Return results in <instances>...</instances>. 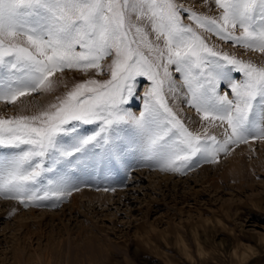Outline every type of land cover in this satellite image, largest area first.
<instances>
[{"label": "snow or ice", "instance_id": "obj_1", "mask_svg": "<svg viewBox=\"0 0 264 264\" xmlns=\"http://www.w3.org/2000/svg\"><path fill=\"white\" fill-rule=\"evenodd\" d=\"M211 3L215 15L177 0H0V102L65 88L36 111L0 116V197L55 208L80 191L79 175L130 158L185 174L264 141V65L201 34L264 54V0ZM67 71L95 75L69 87ZM181 95L199 130L170 105Z\"/></svg>", "mask_w": 264, "mask_h": 264}, {"label": "rangeland", "instance_id": "obj_2", "mask_svg": "<svg viewBox=\"0 0 264 264\" xmlns=\"http://www.w3.org/2000/svg\"><path fill=\"white\" fill-rule=\"evenodd\" d=\"M177 2L206 15L217 13L211 0L208 5L204 0ZM182 15L185 24L191 23L187 14ZM192 26L196 27L194 23ZM201 34L217 48L264 65V54L233 47L208 33ZM94 75L67 71L63 80L71 87L72 83ZM175 79L179 84L180 77L175 76ZM138 80L144 81L138 92L142 95L148 82L143 77ZM64 91L61 84L54 94L25 98L26 108L0 102V116L18 115L22 108L25 113H31ZM169 103L193 129L188 124L189 115L198 114L188 107L182 95L175 102L169 97ZM132 110L139 109L133 104ZM245 145L234 146L228 154L221 153L217 164L223 165L200 163L185 174L164 173L144 164L128 165L114 184L103 181L93 187L83 183L78 186L100 192L103 197L112 193L116 197V192L124 191L132 183L139 184L138 190L131 193L132 197L124 199L122 195V202L115 204L109 201L99 204L97 198L90 202L84 200L71 212L67 210L69 204L65 207L66 215L59 212L53 218L46 217L36 223L38 226L17 228L13 222L14 233L5 227V221L12 222L11 218L25 207L15 200L0 197V201L5 202L0 213V264H264V141H249L247 148ZM239 147L244 150V175L236 179L229 174L223 179L219 175L227 167L228 157ZM258 151L263 158H259ZM205 165L211 166L201 170ZM154 172L159 176L169 175L173 180L158 182L159 179L148 176ZM208 175L217 180H209ZM133 176L140 177L138 182H134ZM69 202L70 197L55 208H32L58 210ZM27 229L29 232L25 233Z\"/></svg>", "mask_w": 264, "mask_h": 264}, {"label": "bare ground", "instance_id": "obj_3", "mask_svg": "<svg viewBox=\"0 0 264 264\" xmlns=\"http://www.w3.org/2000/svg\"><path fill=\"white\" fill-rule=\"evenodd\" d=\"M193 2V1H192ZM2 107V106H1ZM139 111V110H138ZM136 111V112H138ZM190 119L188 121V124L193 128V129H197L198 127H201V120L199 118L198 115H189ZM217 131V134H218V137L220 136L221 134V130L220 129H216ZM245 145V144H244ZM249 143H247L244 147H248ZM262 145V144H261ZM250 146V145H249ZM263 149V146H261L260 150ZM260 154L259 158H263L261 155H262V152L261 151H258ZM243 153H244V150L242 147H239L237 149H235L234 151V155H232L230 158L228 157V165L227 167H225L224 171L219 175L220 177H226L227 175L229 174H232L236 179L237 178H241L243 177L244 175V164H245V161L243 160L244 156H243ZM264 159V158H263ZM134 160V159H132ZM131 158H130V161H129V167L133 166V165H137V164H141L139 162H137V160H134L132 162ZM255 161V160H254ZM253 162V161H252ZM256 162H263V161H256ZM254 163V162H253ZM132 164V165H131ZM211 164V165H215V166H218L219 164H222L223 163H219V164ZM251 164V163H249ZM211 165H205V167H203L201 170H207L206 168H209V166ZM253 165V164H252ZM255 165V164H254ZM220 166V165H219ZM262 166V165H261ZM126 171V168L123 167V166H120L118 167V169L112 171V172H100V171H90L89 173L87 174H82V175H79V180H78V185L80 184H89L91 187L94 186V184H98L99 182H105V181H108V182H112L114 184L115 180L116 179H120V177L123 176V173ZM143 173V172H142ZM206 173V172H205ZM214 174V173H213ZM116 176H118L116 178ZM148 176H150L151 179H155L157 181V179H159L158 182H160L161 180H173L171 176L169 175H162V176H159L156 172L154 173H150ZM200 176V175H199ZM213 175L211 176H207V178H209V180H217V178L215 177H212ZM134 177V176H133ZM157 177H160V178H157ZM202 177V176H201ZM205 177V176H204ZM218 177V176H217ZM139 176L138 177H134V182H138L139 180ZM203 178V177H202ZM206 178V177H205ZM120 181V180H119ZM157 182V183H158ZM167 182V181H166ZM203 182V181H202ZM209 182V181H208ZM156 183V184H157ZM212 184V183H211ZM117 185V184H115ZM213 185H218L216 182H213ZM138 187H139V184L137 186L136 183H132L131 185L127 186L125 188L124 191H118V193L116 192V197L115 195L112 193V194H107V196L103 197L100 195V192H93V191H90V190H86V189H82L81 186H80V191L78 192H74L71 197H70V202L69 203H66L64 204L62 207H60V209L58 210H41V209H33L32 207H28V208H24V210H21L19 212H17L11 219H12V222L10 221H5V227L7 226L8 229H11V233H14L15 229L12 224L13 222L15 223V226H17V228H20L24 225H27V226H38L36 223L38 222H43V219H46V217H52L56 214H59V212L62 214V215H66V210H65V207L69 206L70 204V207H68V212H71V211H74L77 207H79L83 202H85L84 200H89V202L94 198L97 200H99V204H102L104 202H106V204H108L107 201H109V203H119V202H122V195H124L125 197H123L124 199H127L129 197H132L131 193H134L135 190H138ZM103 194V193H102ZM104 195V194H103ZM7 202V201H6ZM12 204V203H11ZM105 204V205H106ZM5 205V202L4 201H0V213L2 212V208ZM20 210V208H19ZM79 211V210H78ZM77 211V212H78ZM71 214V213H69ZM29 218H31V220H29ZM53 218V217H52ZM41 225V224H40ZM29 229H27L25 231V233L28 231ZM35 231V230H34ZM29 232V231H28ZM94 236V235H93ZM39 239V238H38ZM90 239V238H89ZM47 242H49V238L46 239ZM185 244V243H184ZM14 252L16 253H19L21 252V250H14ZM38 252V251H37ZM17 255V254H16Z\"/></svg>", "mask_w": 264, "mask_h": 264}]
</instances>
